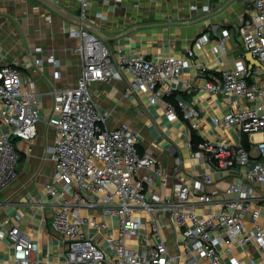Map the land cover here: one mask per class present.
I'll use <instances>...</instances> for the list:
<instances>
[{"label":"built area","instance_id":"2783aa9c","mask_svg":"<svg viewBox=\"0 0 264 264\" xmlns=\"http://www.w3.org/2000/svg\"><path fill=\"white\" fill-rule=\"evenodd\" d=\"M50 1L74 3L79 16L89 21L94 5H100L95 16L106 19L110 7L131 3L140 8L153 0ZM246 3V14L240 17L241 44L243 52L258 64L250 62L249 66L247 60L240 59L234 69L222 72L221 80H208L196 90L250 102L242 107L233 102L232 111L215 116L213 122L236 127L243 135L262 134L263 138L250 141L249 148L243 142L211 140H201L194 146L190 132L183 130L190 157L204 166V171H187L181 168L182 158H176L172 192L165 196L153 190L156 176L166 175L163 165L149 153H140L136 131L126 125L108 126L90 87L101 81H124L126 96L147 94L170 121H176L180 116L165 97L172 95V83L189 65L194 51L187 49V59L172 53L159 60L141 52L114 54L86 27L69 29L70 37L77 40L81 75L74 87L52 91L48 124L55 127L56 135L43 155L55 164L53 178L45 189L54 199L51 226L66 237L68 264H225L218 245L231 242H253L264 260V0ZM189 10L205 13L210 5L199 6L193 0ZM221 36L218 48L226 51L230 31L222 29ZM208 40L202 34L197 45ZM41 49L37 47L36 51ZM43 61L35 59L39 67ZM48 61L54 67L61 66L60 59L53 55ZM19 67L18 61L0 64V191L18 175L21 150L13 138L32 143L38 135L39 94L32 81V88L25 87ZM185 87L191 88V83L186 81ZM179 105L182 119L198 129L196 107L183 102ZM213 169L236 176L241 182H230L221 193L213 184ZM222 194L233 196L221 198ZM247 216L253 234L246 232L239 237L245 231ZM217 231L221 233L215 235ZM5 234L15 264H29L40 251V243L18 225L7 231L0 227V235ZM230 264H240V260L231 257Z\"/></svg>","mask_w":264,"mask_h":264},{"label":"crops","instance_id":"0c3cea01","mask_svg":"<svg viewBox=\"0 0 264 264\" xmlns=\"http://www.w3.org/2000/svg\"><path fill=\"white\" fill-rule=\"evenodd\" d=\"M192 2L168 0L164 3L153 0L144 2L140 8L126 3L118 8L110 7L106 19L95 16L100 5H94L89 15V21L99 27L104 35L111 37L106 44L114 54L120 52L130 56L141 52L151 60H159L172 53L187 59V49L194 51L189 65L172 83L175 101H170V96L165 97L180 116L176 121H170L158 105L150 102L147 94L126 96L124 81H101L90 87L94 99L107 117L108 126L120 128L126 125L136 131L140 153H149L163 165L166 175L156 176L157 185L153 188L162 196L172 192L176 158H182L181 168L187 171L196 174L204 171V166L190 157L183 130L190 132L194 146L201 140H211L243 142L249 148L250 141L263 138L262 134L243 135L236 127L217 126L213 122L215 116L223 117L232 111L233 102H237L236 106L239 107L250 102L233 95L196 90L208 80H221L222 72L234 69L240 59L245 63L247 60L251 66V61L243 52L239 31L240 17L247 10L246 0H196L199 6L210 5V11L205 13L191 12L189 5ZM61 6L79 16V9L74 3L65 2ZM77 26L80 25L35 1L0 0V64L18 61L25 87L32 88L29 83L32 81L41 103L38 135L32 143L13 138L14 144L21 150L18 175L0 191L1 229L7 231L18 225L40 243V251L29 264H68L66 237L51 226L54 199L47 195L45 189L53 178L55 164L50 159H43V155L45 147L55 140L56 135L55 127L48 124L54 100L52 91L74 87L81 75V59L75 51L77 40L68 34L70 28ZM222 29L230 31L226 51L218 48ZM128 30L131 31L126 34ZM202 34H206L209 40L206 44L197 45ZM37 47H41V51H36ZM51 55L60 59V67L49 63ZM36 58L44 60L42 67L36 65ZM186 81L191 83V88L185 87ZM182 102L194 105L198 110L199 117L195 119L198 129L191 128L189 122L182 119L179 105ZM194 133L199 139L193 137ZM156 166L154 164L153 168ZM212 178L214 186L221 193L230 182H241L240 178L216 169H213ZM204 190L208 188L204 187ZM232 196L220 195L221 198ZM214 210L219 211L218 208ZM249 222L247 216L245 231L239 237L245 236L246 232L253 234ZM260 222H263V218ZM217 232L214 234L221 233ZM218 250L225 264H230L231 257H237L240 264H264L253 242L220 244ZM0 264H15L13 249L6 234L0 235Z\"/></svg>","mask_w":264,"mask_h":264},{"label":"water","instance_id":"95a60500","mask_svg":"<svg viewBox=\"0 0 264 264\" xmlns=\"http://www.w3.org/2000/svg\"><path fill=\"white\" fill-rule=\"evenodd\" d=\"M32 1L38 2V3L46 6L47 8H49L50 10L57 13L58 15H60L63 18H66L68 20H72L76 24L86 27L91 32H93L95 35H97L101 40H103L105 43H107L109 41V39L111 38V37H107L106 35H104V33L100 30V28L95 26L94 24H92L90 21L82 19L79 16H76V15L69 13L61 5H59L55 2H52L50 0H32ZM130 31L131 30L126 31V34L129 33ZM247 59L250 60L252 63L258 64V62L255 61L251 57L250 54L247 55Z\"/></svg>","mask_w":264,"mask_h":264},{"label":"trees","instance_id":"16d2710c","mask_svg":"<svg viewBox=\"0 0 264 264\" xmlns=\"http://www.w3.org/2000/svg\"><path fill=\"white\" fill-rule=\"evenodd\" d=\"M169 100H170V101H173V100H174V99H173V95H171V96L169 97ZM174 101H175V100H174ZM174 101H173V102H174ZM193 137L196 138V139H197V138L199 139V137L196 136L195 133L193 134Z\"/></svg>","mask_w":264,"mask_h":264},{"label":"rangeland","instance_id":"374dc122","mask_svg":"<svg viewBox=\"0 0 264 264\" xmlns=\"http://www.w3.org/2000/svg\"><path fill=\"white\" fill-rule=\"evenodd\" d=\"M36 4H39V3H37V2H35ZM165 6H166V4H165Z\"/></svg>","mask_w":264,"mask_h":264}]
</instances>
